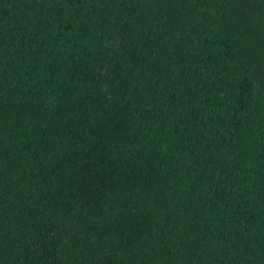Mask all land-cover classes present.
Here are the masks:
<instances>
[{
	"label": "trees",
	"instance_id": "obj_1",
	"mask_svg": "<svg viewBox=\"0 0 264 264\" xmlns=\"http://www.w3.org/2000/svg\"><path fill=\"white\" fill-rule=\"evenodd\" d=\"M0 264H264V0H0Z\"/></svg>",
	"mask_w": 264,
	"mask_h": 264
},
{
	"label": "rangeland",
	"instance_id": "obj_2",
	"mask_svg": "<svg viewBox=\"0 0 264 264\" xmlns=\"http://www.w3.org/2000/svg\"><path fill=\"white\" fill-rule=\"evenodd\" d=\"M102 44L104 46L117 47L120 44V40L116 37H111L109 39H103ZM111 67H112L111 64L107 65L103 70L104 74H107L109 70L111 69ZM92 221L93 219L88 214H86L84 211L75 218H69V219L63 218L59 220L60 223L67 225L71 232H78L81 228L85 227ZM102 254L103 253L98 252L96 256L101 257Z\"/></svg>",
	"mask_w": 264,
	"mask_h": 264
}]
</instances>
